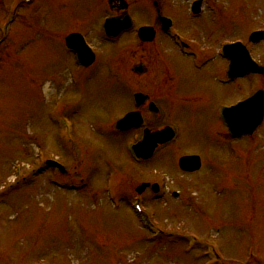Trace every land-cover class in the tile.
<instances>
[{
  "label": "rangeland",
  "instance_id": "obj_1",
  "mask_svg": "<svg viewBox=\"0 0 264 264\" xmlns=\"http://www.w3.org/2000/svg\"><path fill=\"white\" fill-rule=\"evenodd\" d=\"M19 1L17 19L2 38L14 2L0 0V264H264V123L254 140L234 142L214 112L248 96L253 80L220 86L213 79L221 74L220 62L196 72L164 38L156 55L137 50L133 33L104 41L102 0ZM124 1L134 29L153 23L151 4ZM182 1L161 5L181 35L240 41L264 66V43L251 47L247 40L264 30V0H211V14L198 19L175 11ZM72 33H84L98 56L78 79L69 75L61 42ZM139 65L148 72L130 71L135 88L152 97L166 92L157 99L164 117L147 116V126L170 125L178 137L135 165L130 135L110 129L133 105L122 91L121 69L118 77L112 71ZM165 73L172 84L160 87ZM170 91L176 102H169ZM60 119L70 124L68 136ZM192 153L204 160L202 169L183 175L177 159ZM43 156L70 168L67 183L82 178L84 185L75 191L53 184L61 177L37 172ZM109 178L116 187L122 179L127 188L161 182L158 196L145 194L146 208L167 234L152 238L127 206L110 205L103 192ZM171 191L181 192L180 200L169 197ZM191 235L199 242H191L194 247Z\"/></svg>",
  "mask_w": 264,
  "mask_h": 264
},
{
  "label": "flooded vegetation",
  "instance_id": "obj_2",
  "mask_svg": "<svg viewBox=\"0 0 264 264\" xmlns=\"http://www.w3.org/2000/svg\"><path fill=\"white\" fill-rule=\"evenodd\" d=\"M148 1H151L149 3H152L153 6L155 7V14L156 15L154 17L153 23L150 25L153 27V29L155 31V37H154L153 41H151V42H140L139 41L136 44V48H138L137 50H140L145 54V49H147L146 55H156V52L158 50L159 40L161 38H164V39L169 40L171 48L178 55L188 59L189 63H191V65H193L192 67L195 68L196 72H200V70L205 69V67H207L211 62H215V61L220 62L221 63V67H220L221 74L218 73L216 76H213L215 83H217L218 85H220V86L231 85V84L237 83L238 81H240L242 79V78H236L232 81H227V79H226V60L221 54V47L222 46L220 43L219 44H217L216 42L212 43L210 37L207 35H200V36L190 35V34H188V36L187 35L184 36V34L181 35V33L178 31L177 27H175L176 24H175L174 18L168 14H165L161 8V5H163L165 2H168L169 0H148ZM189 1H191V4L189 3ZM195 1H200L199 6L196 9V12L194 9L192 10V8H191L193 2H195ZM204 1L205 0H183L180 4H176L174 6V8H175V11H181V13L189 19H195V18L198 19V18H201L202 16H209L212 12V9L209 8L207 3H205ZM111 6H112V17H118L122 14V10L120 9V4L118 2L112 3ZM128 9H129V7H128ZM209 12H210V14H209ZM181 13H180V15H181ZM206 13H208L209 15H207ZM161 17H166V18H169L171 20V26H172L173 30L181 35V36H179V38L181 39V42L178 41V39H176L175 37H173L169 31L163 32V30L161 28V23H160ZM163 33H165V34H163ZM123 34H121V35H123ZM119 37L120 36H118V38ZM179 43H181L183 45L182 46H181V44L178 45ZM136 48H135V51H136ZM126 49L131 50V46H127ZM72 61L73 60L71 58V62ZM72 64L74 65V62L71 63V66H72ZM92 66H90L89 68H86V69H82V71H88ZM139 66H141V71H142L141 74H139V75L141 77L145 76L148 72L147 67L146 66L144 67L143 65H139ZM130 71H132V73L133 72L136 73L135 67L131 70L129 69V71L127 72V75H126L127 82L125 81V84L123 86L124 95L125 96L128 95V97L131 96L130 95L131 88L135 87L134 84L132 85L131 83L128 82V81H130V77H131L129 74ZM164 76H165V79H161V81H160V87L165 86V82H166V85H169L170 83L172 84V80L170 78L169 73H165ZM134 91H133L134 93H141L142 95H144L145 100L137 108L133 107L131 110H128L127 112L137 111L140 114V116L142 117L143 124H142L141 128L130 130L128 132H125L124 134L135 133V134L141 136L143 133V130L146 128L147 116H150L153 118L164 117L163 110L159 109L158 112L153 113L149 110L148 106L150 105V103H153L154 105H156L158 107L159 104H158L157 99L163 97L164 93H166V92H161L160 96L158 95L159 97L158 96L152 97L140 89L135 88ZM134 93L132 95V98L134 96ZM173 93H174L173 91H170V94H169L170 101L169 102H171V101L176 102L175 98H178ZM252 94H250V96ZM130 99H131V97H130ZM242 100L243 99L241 98L239 101H237L235 103H238ZM133 102H134V99H133ZM235 103L230 104L228 106H232ZM214 108H216L214 110L215 120H217L219 126H222L223 122L221 121L220 116H219V111L222 107L221 108L219 107V109H218V106L214 107ZM164 127L165 126H161L158 129H162ZM222 129H223V127H222ZM222 131L225 133V129H223ZM118 134H120V133H118ZM160 148L162 149L163 147L162 146L158 147V149H160ZM64 174H67L66 171L64 172ZM161 190H162L161 185L158 187L156 192L153 191L152 187H147L138 195L143 200V203H145L147 200V195H145V194L147 192H149V194H151V195L158 196L160 194ZM171 195L173 197H178L174 193L172 194V192H171Z\"/></svg>",
  "mask_w": 264,
  "mask_h": 264
},
{
  "label": "water",
  "instance_id": "obj_3",
  "mask_svg": "<svg viewBox=\"0 0 264 264\" xmlns=\"http://www.w3.org/2000/svg\"><path fill=\"white\" fill-rule=\"evenodd\" d=\"M130 22L125 17L122 24L117 26H111L112 32L106 30L108 36H115L119 32L127 29ZM141 35H152L150 30L141 29L139 31ZM260 39H264V32H257L252 34L250 41L256 42ZM77 44V43H76ZM79 45V44H77ZM225 53L231 55L238 62L234 65V62L231 65L230 74L238 75L243 72H249L252 69V65L248 64L245 60L246 50L240 44L230 45L225 49ZM85 57L89 62L93 61V56L90 52H86ZM234 61V60H233ZM242 63V64H241ZM233 68V69H232ZM241 69V70H240ZM254 106V107H253ZM254 108L255 111L251 112V115L243 116L248 109ZM264 111V94L262 92L258 93L252 99L246 101L238 107L227 109L225 112L224 119L228 125L231 134L234 137H239L240 135L251 134L252 131L258 126L261 121L262 114ZM138 118L136 115H127L124 119L119 121L116 124V127L120 130H125L131 128L132 126H138ZM173 136V133L170 129H165L156 133L145 132L143 140L134 147L135 155L141 158H149L154 149L158 144H163L169 141ZM199 160L197 157H186L182 158L179 161V166L184 171H194L199 168ZM143 187H140L138 191L142 190Z\"/></svg>",
  "mask_w": 264,
  "mask_h": 264
}]
</instances>
